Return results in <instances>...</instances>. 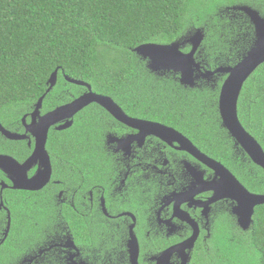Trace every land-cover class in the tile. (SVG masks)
I'll list each match as a JSON object with an SVG mask.
<instances>
[{
	"label": "trees",
	"instance_id": "obj_1",
	"mask_svg": "<svg viewBox=\"0 0 264 264\" xmlns=\"http://www.w3.org/2000/svg\"><path fill=\"white\" fill-rule=\"evenodd\" d=\"M236 1L264 16V0H0V122L16 130L23 114L46 93L48 80L58 69L57 84L44 99L46 110L85 90L67 81L65 75H69L89 82L95 92L114 97L136 115L147 109L179 111L173 117L168 114L173 123L189 117L187 127L182 128L204 142L213 138L215 146L205 149H232L234 141L222 126L219 111L225 75H218L215 83L202 89L185 87L173 79L174 74L167 80L151 71L134 48L147 42L170 43L204 27L199 59L208 68L234 65L255 41L250 18L229 8ZM101 116L110 117L94 103L80 111L70 129L51 134L50 146L59 142L55 133L63 135L62 147L55 151L59 158L72 160L74 173L77 169L88 173L89 164L81 162L90 153L76 143H86L89 136L94 144L103 143L104 131L95 120ZM239 117L264 147V64L244 85ZM0 142V152H13L20 159L30 153L27 140H10L0 133ZM219 156L225 162L234 160L236 173L251 191H264V170L251 158L249 180L247 162L242 164L226 153ZM25 200L19 209H46L35 195ZM221 239L211 253L199 255L195 264H264V204L256 208L249 230L226 223Z\"/></svg>",
	"mask_w": 264,
	"mask_h": 264
},
{
	"label": "flooded vegetation",
	"instance_id": "obj_2",
	"mask_svg": "<svg viewBox=\"0 0 264 264\" xmlns=\"http://www.w3.org/2000/svg\"><path fill=\"white\" fill-rule=\"evenodd\" d=\"M199 51L196 57L202 63L200 76L194 86H184L202 89L215 83L218 75H225L226 79L228 74L223 72L202 75L203 71L216 68L205 66L199 59ZM146 63L148 66L147 60ZM155 73L167 80L174 74L173 79L180 82L179 74L173 71ZM83 87L82 93L88 90ZM57 106L47 110L42 106L41 115ZM34 109L23 114L16 130L5 127L26 133L27 123L33 121ZM123 110L132 118L170 128L169 137L163 138L144 126L122 122L105 109L110 117L95 119L98 129L104 131L103 143L94 144L91 136L86 143H76L92 155L89 153L81 162L89 164L88 173L85 175L83 169L74 173L72 160L59 158L55 151L62 147L63 135L55 133L59 142L54 147L49 145V140L52 133L70 129L79 111L69 118L73 119L70 127L58 128L68 119L50 127L46 145L49 159L39 158L28 169L29 178L45 180L39 190L15 188L19 178L0 168V264H195L199 255H207L221 244L223 224L235 222L240 227L234 213L238 203L232 198L237 185L234 177L249 191L250 187L236 173L234 160L225 162L219 154L231 155L242 164L247 162L249 180L250 155L223 124L234 141L232 149L217 148L216 152H210L204 147H214L213 138L207 137L204 142L202 137L192 136L182 128L187 127L189 117H181L174 123L168 117V114L172 117L181 114L179 111L147 109L136 115ZM155 114L163 117L153 118ZM220 119L222 123L221 114ZM109 123L112 125L108 126ZM28 135L29 138L23 139L30 148L25 158L20 159L13 152L0 153L24 163L36 146L34 136L30 132ZM31 195L41 199L46 209H19ZM16 215L23 221H15ZM29 225L32 231L22 232L21 228ZM18 227L21 230L17 233Z\"/></svg>",
	"mask_w": 264,
	"mask_h": 264
},
{
	"label": "water",
	"instance_id": "obj_3",
	"mask_svg": "<svg viewBox=\"0 0 264 264\" xmlns=\"http://www.w3.org/2000/svg\"><path fill=\"white\" fill-rule=\"evenodd\" d=\"M229 8L243 11L250 18L255 28L254 44L235 65L220 66L214 70L208 69L203 71L202 75L205 76V73L214 75L219 72L228 74L221 87L219 96L222 124L236 140L237 144L241 145L250 155V158L264 168V147L247 130L239 117V99L243 86L251 75L264 64V16L257 9L246 4L234 5ZM205 37L206 31L204 27H196L179 40L170 43H142L134 48V52L148 61L150 70L154 72H159L160 70L173 71L179 74L180 82L183 85L194 86L200 76L198 72L201 73L202 71V63L197 59L196 54L200 50ZM187 45L191 47L189 51L184 50ZM58 77L59 70L56 69L48 80L49 87L46 93L35 104V109L32 113L33 121L30 124L27 123L26 133L11 131L0 122V131L8 139L23 140L29 138L28 132L35 138V149L24 163L19 162L11 155L0 153V168L13 172L19 178L15 181V188L39 190L43 186V181L45 180L31 179L28 177L27 171L39 158L46 156L49 159L46 145L50 127L63 119H68V121L58 128L70 127L73 124V119L69 118H72L91 103L100 104L122 122L144 126L163 138L169 137L170 128H166L158 122L135 119L128 116L113 97L97 93L89 82L70 77L69 75H65L67 81L85 86L88 90L72 101L59 105L45 115H41L45 96L56 86ZM37 116H39L38 121L36 120ZM25 119L26 116L23 117V121L26 123ZM218 164L221 165L220 163ZM234 179L237 185L232 192V198L238 203L234 213L237 215L240 227L244 230H249L254 224L256 207L264 204V193L249 191L235 177Z\"/></svg>",
	"mask_w": 264,
	"mask_h": 264
},
{
	"label": "rangeland",
	"instance_id": "obj_4",
	"mask_svg": "<svg viewBox=\"0 0 264 264\" xmlns=\"http://www.w3.org/2000/svg\"><path fill=\"white\" fill-rule=\"evenodd\" d=\"M242 3H246L247 2V0H242L241 1ZM239 3H240V1H236L234 4L235 5H239ZM226 4V3H225ZM224 4V5H225ZM234 4H232V5H234ZM228 6H231V5H228ZM227 6V7H228ZM30 218H32V217H29L28 219H30ZM15 221H18V223H20V222H22L23 221V218L22 217H20L19 215H16L15 216ZM21 229H23V231L22 232H30V231H32V225H29V226H26L25 228L24 227H22ZM20 229V227H18V229L15 231V232H17V231H19V230H21ZM18 233V232H17Z\"/></svg>",
	"mask_w": 264,
	"mask_h": 264
},
{
	"label": "clouds",
	"instance_id": "obj_5",
	"mask_svg": "<svg viewBox=\"0 0 264 264\" xmlns=\"http://www.w3.org/2000/svg\"><path fill=\"white\" fill-rule=\"evenodd\" d=\"M188 33H189V32H188ZM188 33H187V34H188Z\"/></svg>",
	"mask_w": 264,
	"mask_h": 264
}]
</instances>
